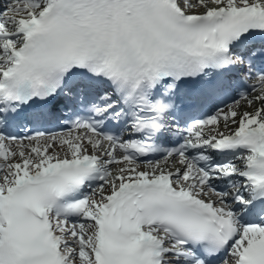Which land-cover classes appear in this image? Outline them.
Returning a JSON list of instances; mask_svg holds the SVG:
<instances>
[{
    "label": "snow or ice",
    "instance_id": "obj_1",
    "mask_svg": "<svg viewBox=\"0 0 264 264\" xmlns=\"http://www.w3.org/2000/svg\"><path fill=\"white\" fill-rule=\"evenodd\" d=\"M0 264H264V0H0Z\"/></svg>",
    "mask_w": 264,
    "mask_h": 264
}]
</instances>
